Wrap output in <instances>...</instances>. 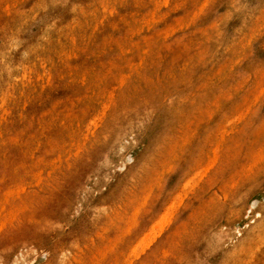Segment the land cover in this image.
<instances>
[{
    "label": "rangeland",
    "instance_id": "1",
    "mask_svg": "<svg viewBox=\"0 0 264 264\" xmlns=\"http://www.w3.org/2000/svg\"><path fill=\"white\" fill-rule=\"evenodd\" d=\"M263 136L264 0H0V264H264Z\"/></svg>",
    "mask_w": 264,
    "mask_h": 264
},
{
    "label": "bare ground",
    "instance_id": "2",
    "mask_svg": "<svg viewBox=\"0 0 264 264\" xmlns=\"http://www.w3.org/2000/svg\"><path fill=\"white\" fill-rule=\"evenodd\" d=\"M160 5H161V4H160ZM160 5H159V6H160ZM174 5H176V3H174ZM159 6H158V7H159ZM150 45L152 46V45H154V44L151 43ZM158 45H160V43H159ZM158 45H157V46H154L153 48L155 49V47H156V48L159 47ZM142 46H143V45H142ZM147 47H149V46H147ZM142 48H143V47H142ZM142 48H139V49L141 50ZM143 49H144V48H143ZM154 49H153V50H154ZM158 49H159V48H158ZM158 49H157V51H158ZM150 50H151V49H150ZM140 53H141V51L139 52V54H140ZM146 64H147V63H146ZM123 70H124V69H123ZM120 71H121V70H120ZM118 74H120V72H119ZM117 76H118V75H117ZM117 76H115V77L117 78ZM117 79H120V78H117ZM121 80H122V78H121ZM114 81H115V80H113V83H114ZM114 84H115V83H114ZM211 110H212V109H211ZM59 114H62V113H59ZM238 114H239V113H238ZM240 115H241V113H240ZM60 117H61V115H60ZM228 117H229V116H228ZM228 117H227L226 119H228ZM230 117H231V119H229V120H230L231 122H229V123H234V122L232 121V114H231ZM233 117H235V115H234ZM239 117H240V116H239ZM95 118H96V117H95ZM236 118H237V117H236ZM60 119H61V118H59V120H60ZM56 120H57V119H56ZM91 121H92V120H91ZM239 121H240V120H239ZM225 122H226V121H225ZM54 123H55V122H54ZM70 123H71V122H70ZM78 123H79V122H78ZM91 123H92V122H91ZM223 123H224V122H223ZM229 123H227L226 125H228ZM72 124H73V122H72ZM72 124H71V125H72ZM69 125H70V124H69ZM69 125H68V126H69ZM224 125H225V124H223L222 126H224ZM226 125H225V126H226ZM229 125H230V124H229ZM231 125H232V124H231ZM220 126H221V124H220ZM59 127H60V126H59ZM59 127H58V128H59ZM72 127H73V126H72ZM226 127H227V126H226ZM229 127H230V126H229ZM61 128H62V126H61ZM224 128H225V127H224ZM69 129H70V128H69ZM69 129H68V130H69ZM221 129H222V128H221ZM56 130H57V129H56ZM74 130H75V129H74ZM74 130H73V131H74ZM76 130H77V129H76ZM78 130H79V129H78ZM80 130H81V129H80ZM219 130H220V128H219ZM41 131H42V130H41ZM43 131H44V129H43ZM69 131L72 132V129L69 130ZM91 131H92V130H91ZM220 131H221V130H220ZM224 131H225V130H224ZM224 131H223V132H224ZM45 132H46V131H45ZM59 132H60V131H59ZM71 132H68V133H69V136H71V135H70ZM74 132H75V131H74ZM68 133H67V137H69V136H68ZM217 133H218V132H217ZM59 134H60V133H59ZM71 134H72V133H71ZM80 134H81V133H80ZM220 134H221V133H220ZM64 135H65V134H64ZM73 136H76V134L73 135ZM217 136H218V135H217ZM217 136L214 137V138H216V140H217ZM231 136H232V134H231ZM219 137H220V136H219ZM69 138H70V137H69ZM71 138H73V137L71 136ZM75 138H76V137H75ZM80 138H81V137H80ZM263 138H264V136H263ZM73 139H74V138H73ZM73 139H72V140H73ZM77 139H79V137H78ZM81 139H82V138H81ZM221 139H222V138L220 137V140H221ZM223 139H224V138H223ZM226 139H227V138H226ZM229 139L232 141V137H231V138L229 137ZM220 140H219V141H220ZM75 141H76V139H75ZM214 141H215V140H214ZM221 141H222V140H221ZM73 142H74V141H73ZM76 142H77V141H76ZM79 142H81V141H79ZM215 142H216V141H215ZM223 142H224V141H223ZM67 143H68V142H67ZM67 143L65 142L64 145H66ZM231 143H232V142H231ZM71 144H72V143H71ZM218 144H219V143H218ZM261 144H262V143H261ZM215 145H216V144H215ZM231 145H232V144H231ZM68 146H69V143H68V145H67V148H69ZM75 146H76V144H75ZM75 146H74V147H75ZM64 147H65V146H64ZM70 147H71V145H70ZM215 147H217V146H215ZM219 147H220V146H219ZM258 147H261V145L258 146ZM72 148H73V147H72ZM212 148H213V147H212ZM212 148H211V150H212ZM69 149H70V148H69ZM214 149H215V148H214ZM62 150H63V149H62ZM62 150H60V151H62ZM67 150H68V149H67ZM70 151H71V150H70ZM215 151L217 152V150H214V152H213V156H214V157L216 156V155H214ZM256 151H257V150H256ZM62 152H63V151H62ZM64 152H65V150H64ZM209 152H210V151H209ZM58 153H59V152H58ZM210 153H211V152H210ZM211 154H212V153H211ZM224 154L226 155V153H224ZM210 156H212V155H210ZM217 156H218V155H217ZM230 156H231V154H230ZM253 156H254V155H253ZM51 157H54V156H51ZM62 157H63V155H62ZM58 158H59V157H58ZM206 158H207V157H206ZM209 159H211V158H209ZM212 159H214V158H212ZM212 159H211V160H212ZM215 159H216V158H215ZM205 161L207 162L208 160H205ZM210 162H211V161H210ZM213 162H214V161H213ZM56 163H57V162H56ZM50 164H51V163H50ZM207 164H208V162H207ZM44 165H45V164H44ZM201 165H202V163H201ZM205 165H206V164H205ZM245 165H247V164H245ZM203 166H204V165H203ZM210 166H212V165H210ZM210 166H207V167L209 168ZM50 167H52V166H50ZM207 167H206V168L203 167L204 170L206 169V171H207V170H208ZM45 168H47V167L45 166ZM201 168H202V167H201ZM201 168L199 167V171H200V172H201V170L203 171V168H202V169H201ZM242 168H243V167H241V169H242ZM27 169H29V168H27ZM239 169H240V168H239ZM241 169L239 170V172H242ZM257 169H258V167H257ZM42 170H43V171H42ZM42 170L40 171V173H38V174H39V177H40L41 172H44V171H45L44 168H43ZM24 171H26V175H28V174H27V170H24ZM24 171H22L21 174H24V175H25V172H24ZM206 171H204V172H202V173L204 174V173H206ZM32 172H33V171H32ZM37 172H38V171H37ZM15 173H16V172H15ZM19 173H20V172H19ZM195 173H196V172H195ZM198 173H199V172H197L196 175H198ZM202 173H201V175H202ZM33 174H34V173H33ZM35 174H36V172H35ZM199 174H200V173H199ZM252 174H253V173H252ZM24 175H23V177H26V176H24ZM29 175H30L31 178H32V173L29 174ZM201 175H199L200 178L203 176V175H202V176H201ZM204 175H205V174H204ZM254 175L256 176V174H254ZM18 176H19V177H20V176L22 177V175H18ZM33 176H35V175H33ZM37 176H38V175H37ZM236 176H237V175H236ZM251 176H252V175H251ZM16 177H17V175H16ZM16 177H15V178H16ZM19 177H18V178H19ZM23 177H22V178H23ZM234 177H235V176H234ZM22 178H20V179H22ZM31 178H30V179H31ZM194 178H195V177L193 176V179H194ZM197 178H198V177H197ZM249 178H250V177H249ZM13 179H14V178H13ZM31 180H32V179H31ZM35 180H36V179H35ZM199 180H200V179H199ZM8 181H9V179H8ZM8 181L6 180V182H8ZM15 181H16V180H15ZM28 181H29V180H28ZM189 181H190V180H188V182H189ZM16 182H17V181H16ZM19 183L22 184V182H19ZM190 183H191V182H190ZM195 183H196V182H195ZM15 184H16V183H15ZM17 184H18V183H17ZM23 185H24V181H23ZM25 185H26V184H25ZM186 185L190 186L189 183L186 184ZM195 185H196V184H195ZM195 185L193 184V185H191V186L194 187ZM14 186H15V185H14ZM16 186H17V185H16ZM18 186H19V187H18ZM18 186H17V188H20V187H21V185H18ZM4 187H5V185H4ZM37 187H38V186H37ZM6 188H7V187H6ZM15 188H16V187H14V189H15ZM23 188H24V187H23ZM20 189H21V188H20ZM191 189H192V188H191ZM31 190H32V189H31ZM31 190L28 191V193H30ZM17 191L19 192V190H17ZM17 191H15V192H17ZM1 192H4V191H1ZM11 194H12V192H11ZM18 194H19V193H18ZM18 194H17V195H18ZM185 194H186V193H185ZM177 195H178V194H177ZM7 196H9V195H7ZM10 196L13 197L14 194H12V195H10ZM180 196H181V195H179L178 197H180ZM12 197H9V199H12ZM19 197H20V196H19ZM22 197H23V195H21L20 198H22ZM25 197H28L27 194H24V198H25ZM30 197H31V196H30ZM30 197H29V198H30ZM6 198H7V197H6ZM6 198H5V199H6ZM180 198H181V197H180ZM7 199H8V198H7ZM9 199H8V200H9ZM8 200H7V201H8ZM30 200H32V199H30ZM179 200H182V198L179 199ZM2 201L5 202V200H3V199H2ZM14 201H15V199H14ZM14 201H11V202L14 203ZM16 201H17V199H16ZM18 201H20V200H18ZM24 201H26V200H24ZM0 202H1V201H0ZM3 202H2V203H3ZM2 203H1V204H2ZM5 203H7V202H5ZM5 203H4V204H5ZM9 203H10V201H9ZM17 203H18V202H17ZM17 203H16V204H17ZM21 203H23V202H21ZM14 204H15V203H14ZM23 204H24V203H23ZM173 204H174V202L171 203V206H172ZM175 204H176V203H175ZM9 205L12 206V207H14V205L11 204V203H10ZM177 205H179V203H178ZM177 205H175V206L177 207ZM10 206H9V207H10ZM30 206H31V205H30ZM171 206H170V207H171ZM173 206H174V205H173ZM2 207H3V209H4L5 206L3 205ZM2 207H1V208H2ZM12 207H11V208H12ZM31 207H33V206H31ZM170 207H167V210H168V209H169L170 211L173 210L172 207H171V209H170ZM11 208H9V209H11ZM173 208H174V207H173ZM28 210H29V209H28ZM138 210H139V209H138ZM0 211H1V210H0ZM10 211H11V210H10ZM10 211H8V212L10 213ZM14 211H15V210H14ZM31 212H32V209H31ZM164 212H165V211H164ZM3 213H5V212H3ZM14 213H16V211H15ZM167 213H169V215H170L169 218H167V217H168V216H167V215H168ZM5 214L7 215V213H5ZM10 214H11V213H10ZM0 215H1V214H0ZM162 215H164V216L162 217V219H160V218H161V217H160V218H159V221L163 222L164 224H167V223H165V221H167V222L170 221L169 219H170L171 215H173V214H172V211H171V214H170V212H167V211H166L165 214L162 213ZM162 215H161V216H162ZM6 217H7L8 219H10V216H6ZM6 217H5V218H6ZM165 217H166L167 219H166ZM12 218H13V217H12ZM164 218H165V219H164ZM34 219H35V223H36L37 220H36V218H33V220H34ZM128 219H129V218H128ZM263 219H264V218H263ZM1 220H2V219H1ZM11 220H12V219H11ZM162 220H163V221H162ZM261 220H262V219H261ZM261 220H260V221H261ZM2 221H3V220H2ZM2 221H1V223H0V226H1V224H3ZM5 221H6V220H5ZM7 221H8V220H7ZM7 221H6V222H7ZM9 221H10V220H9ZM159 221H158V222H159ZM155 222H156V224L158 223L157 221H155ZM262 222H263V221H262ZM4 223H5V222H4ZM32 223H34V222H32ZM156 224L153 223L152 225H154V227L156 226V228H157V227H159V228L161 227V228H162V226H163L162 223H161V225H158V224H160V222H159L157 225H156ZM152 225H151L150 227H151L152 230H153L154 228H153ZM257 226H258V225H257ZM257 226H256V227H257ZM259 226H260V225H259ZM261 227H264L263 223H262ZM125 228H126V227H124V228L122 229V231H123V230L125 231ZM151 228H150V229H151ZM156 228H155V230H153V231H155V233H156L157 231L159 232L160 230H162L161 228H160V230H159V229L157 230ZM163 228H164V227H163ZM258 228H259V227H257V229H258ZM150 229H149V230H150ZM252 229H253V228H252ZM259 229H260V228H259ZM262 229H263V228H262ZM6 230H7V229H6ZM128 230H129V228H128ZM156 230H157V231H156ZM255 230H256V228H255ZM253 231H254V230H253ZM253 231H250V232H253ZM160 232H161V231H160ZM160 232H159V233H160ZM256 232H257V231H256ZM259 232L261 233L262 231H259ZM259 232H257V233H259ZM149 233H150V231H148V233L146 232V235H145V236L143 235V239H144V240H145L144 237L151 239V237H148V236H152V235H147V234H149ZM152 233H153V236H152V237H155L154 235H156V234H154V232H152ZM152 233H151V234H152ZM257 233H256V234H257ZM260 233H259V234H260ZM120 234H121V232H120ZM253 234H254V233H253ZM124 235H125V234H124ZM157 235H159V234H157ZM121 236H122V235H121ZM255 236H256V235H255ZM253 237H254V236H252L251 238H253ZM139 239H140V238H139ZM139 239H138V242L136 241V242H137L136 246L138 245L139 242L142 244L143 241H144V240L142 241V237H141V239H140L141 241H140ZM152 239H153V238H152ZM152 239H151V241H154L155 238H154L153 240H152ZM110 240H111V239H110ZM112 240H114V239H112ZM147 241H149V242L151 243L150 240H147ZM107 242L109 243V241H107ZM110 242H111V241H110ZM145 242H146V240H145ZM244 242H245V241H244ZM133 243H134V242H133ZM140 243H139L138 246L141 245ZM111 244H112V243H111ZM114 244H115V242H114ZM143 244H144V246H146V245H145L146 243H143ZM147 244H148V242H147ZM106 245H107V247H108V244H107V243H106ZM106 245H105V247H106ZM130 245H131V244H130ZM130 245H129V246H130ZM132 246H133V245H132ZM105 247H103V249H104ZM107 247H106V248H107ZM130 247H131V246H130ZM130 247H128V248H130ZM134 247H135V246H134ZM134 247H132V248H133L134 251H135V248H134ZM140 247L142 248L143 245L140 246ZM140 247H139V248H140ZM146 247H147V246H146ZM106 248H105V249H106ZM111 248H112V247H111ZM115 248H117V247H115ZM128 248H127V249H128ZM141 248H140V249H141ZM143 248H144V247H143ZM103 249H102V250H103ZM105 249H104V251H105ZM137 249H138V248H137ZM137 249H136V251H137ZM102 250H101V252H102ZM141 250H144V249H141ZM121 251H122V250H121ZM127 251L130 252V250H126L125 252H127ZM131 251H132V250H131ZM155 251H157V250H155ZM107 252H109V251H107ZM158 252H159V251H158ZM98 253H99V252H98ZM154 253H155V252H154ZM154 253H153V254H154ZM156 253H157V252H156ZM156 253H155V254H156ZM100 254H101V253H100ZM121 254H122V256H123L124 253H121ZM121 254H120L119 256H121ZM126 254H127V253H126ZM126 254H124V255H125L124 257H126V259H127L128 255L126 256ZM128 254H129V256L131 257V255L133 254V251L131 252V254H130V253H128ZM138 254H139V253H138ZM138 254L135 255V252H134V254H133L132 256H134V255H135L134 257L139 256ZM103 255H104V254H103ZM148 256H150V255H148ZM152 256L155 257L156 255H152ZM117 257H118V256H117ZM117 257H115V255H114V258H112V257H111V258H112V259H115V258L117 259ZM153 257H152V258H153ZM111 258H110V259H111ZM131 258H132V257H131ZM145 258H146V257H145ZM147 258H148V257H147ZM147 258H146V259H147ZM112 259H111V261H113ZM116 259H115V260H116ZM118 259H120V258H118ZM118 259H117V260H118ZM121 259H122V261H123V262H121V261L119 260V262H121V263L128 262V261H125V262H124L125 258H123V257H121ZM133 259H135V258H133ZM149 259H150V258H149ZM154 259H155V258H154ZM95 260H96V257H95ZM99 260H100V259H99ZM117 260H116V261H117ZM127 260H131V259H127ZM142 260H143V259H142ZM142 260H141V261H142ZM155 260H156V259H155ZM111 261H110V263H111ZM116 261H115V264H116ZM157 261H158V260H157ZM157 261H156V263H157ZM92 262H93V261H92ZM95 262H96V261H95ZM108 262H109V261H108ZM117 262H118V261H117ZM119 262H118L117 264H119ZM142 262L144 263V261H142ZM145 262H146V260H145ZM147 262H150V261L147 260ZM93 263H94V262H93ZM110 263H109V264H110ZM112 263H113V262H112ZM112 263H111V264H112ZM121 263H120V264H121ZM134 263H135V262H134ZM143 263H141V264H143ZM150 263H151V262H150ZM156 263H155V264H156ZM159 263H160V262H159ZM96 264H97V263H96ZM130 264H131V261H130ZM161 264H162V263H161Z\"/></svg>",
    "mask_w": 264,
    "mask_h": 264
}]
</instances>
